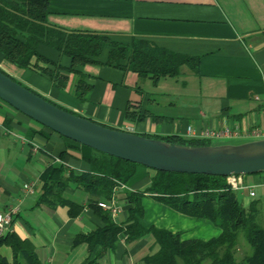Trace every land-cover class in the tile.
Returning <instances> with one entry per match:
<instances>
[{"label": "crops", "instance_id": "obj_1", "mask_svg": "<svg viewBox=\"0 0 264 264\" xmlns=\"http://www.w3.org/2000/svg\"><path fill=\"white\" fill-rule=\"evenodd\" d=\"M47 11L52 25L106 32L123 41L142 38L199 58L198 73L182 65L177 76L156 82L133 71L87 64L70 73L64 88L59 89L46 76L17 68L0 54L3 71L77 115L135 134L184 140L197 139L205 129L229 126L246 132L264 124V0H49ZM38 50L51 61L70 65L67 57L48 47ZM106 55L102 54L101 62ZM80 73L90 85L82 98L75 94ZM189 126L192 135L187 132ZM235 139L248 138H216ZM93 157L101 156L0 100V212L17 209L11 230L31 241L41 264H80L88 255L87 244L73 245L75 236L103 226V221L88 205L90 195L73 183L65 188L63 197L82 206L77 215L69 214L66 205L37 204L40 175L51 164L89 171ZM154 174V169L136 165L125 187L113 188L111 197L118 208L114 222L123 225L127 219L126 191L145 190ZM25 182L35 183L34 194L24 192ZM243 182L254 188L255 196H249L247 189L235 191L242 205L257 200L264 207V172L243 175ZM141 204L139 222L146 229L154 226L177 232L182 240H207L221 231L212 222L180 213L150 194L142 197ZM157 249L151 234L125 241L121 233L101 264H142ZM1 253L11 260L9 247L2 246Z\"/></svg>", "mask_w": 264, "mask_h": 264}, {"label": "trees", "instance_id": "obj_2", "mask_svg": "<svg viewBox=\"0 0 264 264\" xmlns=\"http://www.w3.org/2000/svg\"><path fill=\"white\" fill-rule=\"evenodd\" d=\"M48 3L49 0H0V54L17 68H30L46 76L56 88H64L68 75L79 72V68L87 64H105L133 71L139 77H148L154 82L161 77L177 76L182 65L195 73L199 71L197 56L176 53L146 39L131 37L129 41H123L106 32L69 30L52 25L47 21ZM40 46L67 57L70 65L65 67L49 60L39 52ZM105 52L106 59L101 62ZM85 78L86 75L79 74L75 87L78 98H82L90 88ZM126 113L131 114L128 110ZM152 138L186 145L211 143L175 136ZM96 152L101 157L89 159V171L79 172L63 164H51L40 175L37 204L51 207L66 205L69 214L77 215L82 206L63 197L65 188L73 183L90 195L88 205L103 221V226L75 236L73 245L87 244L88 255L80 264H101L105 253L115 248L121 233L125 235V241L152 235L158 249L146 255L142 264H264V216H259V201L253 200L247 207L243 206L236 192L227 184L226 177L155 170L151 184L145 190L126 191L130 207L122 225L114 222L110 214L97 205V201L98 198L109 199L115 181L126 182L138 164ZM64 154L65 151L61 152L59 158L63 159ZM146 194L180 213L212 222L220 228L219 235L207 240H182L177 232L154 226L144 228L139 219L143 215L141 199ZM240 234L249 251L238 259L236 252ZM2 246L11 250L10 261L1 253ZM0 264L41 263L31 241L9 230L0 235Z\"/></svg>", "mask_w": 264, "mask_h": 264}, {"label": "water", "instance_id": "obj_3", "mask_svg": "<svg viewBox=\"0 0 264 264\" xmlns=\"http://www.w3.org/2000/svg\"><path fill=\"white\" fill-rule=\"evenodd\" d=\"M0 100L67 139L157 171L223 177L264 172V138L186 145L111 128L57 106L1 70Z\"/></svg>", "mask_w": 264, "mask_h": 264}, {"label": "built area", "instance_id": "obj_4", "mask_svg": "<svg viewBox=\"0 0 264 264\" xmlns=\"http://www.w3.org/2000/svg\"><path fill=\"white\" fill-rule=\"evenodd\" d=\"M187 132L189 133V135L193 134L190 126L187 127ZM239 136L247 137V138H264V124L260 126L252 127L246 132H241L237 127L231 128L229 126H225L221 129H205L201 132V134L197 137V139L210 141L212 139L221 138V137H239ZM115 182L116 184L114 186V189L125 187L124 183L118 180H116ZM226 182L230 186V188L234 191L247 189L249 196L251 197L255 196L254 188H252V186H248L244 184L243 175L227 176ZM36 189L37 187L34 182H25L23 184V190L28 194H34L36 192ZM97 205L103 208L104 210H106L112 218L115 217L118 213V208L115 205L113 195L109 201H98ZM16 210L17 209L12 208L6 212H0V235L11 230L12 217L16 212Z\"/></svg>", "mask_w": 264, "mask_h": 264}, {"label": "rangeland", "instance_id": "obj_5", "mask_svg": "<svg viewBox=\"0 0 264 264\" xmlns=\"http://www.w3.org/2000/svg\"><path fill=\"white\" fill-rule=\"evenodd\" d=\"M250 139H256V138H248V139H238V140H216L213 139L210 142L215 144V143H222L224 141H229L231 143H237V142H242V141H247ZM259 216H264V207H262L260 209V215ZM247 251H249V247L247 246V244L244 242L243 236L242 234L239 235V245H238V249L236 252V256L237 258H241Z\"/></svg>", "mask_w": 264, "mask_h": 264}]
</instances>
